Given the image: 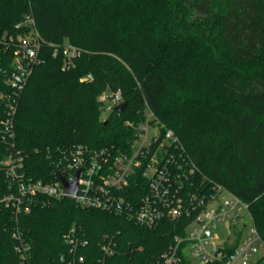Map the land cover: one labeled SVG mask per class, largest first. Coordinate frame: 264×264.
Masks as SVG:
<instances>
[{
	"label": "trees",
	"instance_id": "1",
	"mask_svg": "<svg viewBox=\"0 0 264 264\" xmlns=\"http://www.w3.org/2000/svg\"><path fill=\"white\" fill-rule=\"evenodd\" d=\"M33 30L38 61L10 113L14 42ZM1 36L14 41L0 46V133L10 119L28 177H56L55 162L76 145L120 154L134 134L126 122L152 112L178 135L177 156L196 166L187 189L237 195L264 239V0H0ZM67 42L82 53L64 68ZM107 90H120L127 106L104 119ZM7 146L0 140V161ZM45 200L28 213L0 208V264H71L65 235L74 226L90 240L85 264H100L106 234L118 245L106 264H155L182 229L139 225L71 197Z\"/></svg>",
	"mask_w": 264,
	"mask_h": 264
},
{
	"label": "built area",
	"instance_id": "2",
	"mask_svg": "<svg viewBox=\"0 0 264 264\" xmlns=\"http://www.w3.org/2000/svg\"><path fill=\"white\" fill-rule=\"evenodd\" d=\"M14 37H0V46L9 47ZM15 57L9 83L13 91L4 100L10 113L16 111L21 93L32 73L42 40L37 30L15 40ZM59 50L55 49V53ZM64 68L73 65L82 51L72 44L61 47ZM83 79H92L88 74ZM100 99L104 110L112 111L123 101L120 90L105 91ZM134 134L127 150L112 155L100 149L76 145L64 152V158L54 164L56 177L51 180L28 177L24 159L15 148V129L10 119L0 133L9 153L0 161V208L12 207L16 213H28L33 206L48 199L73 198L81 206L101 208L125 215L137 224L153 227L166 220L182 229L158 256L155 264H264V239L254 224L249 204L222 186L210 194L191 192L186 185L196 172L195 164L187 157L179 158L174 151L178 145L176 132L160 119L126 122ZM82 169L75 193H67L61 176L73 181ZM136 189L143 194L137 198ZM145 189V191H144ZM138 192V191H137ZM227 195L218 198L219 194ZM251 219V222H248ZM220 221H227L229 231L220 240L214 230ZM209 229V231H207ZM16 249L30 260L29 242L20 231L14 232ZM235 236L233 243L230 239ZM65 241L69 246L70 263L85 264L82 250L90 240L78 227L70 228ZM115 236L106 234L101 242L100 264L117 251Z\"/></svg>",
	"mask_w": 264,
	"mask_h": 264
},
{
	"label": "water",
	"instance_id": "3",
	"mask_svg": "<svg viewBox=\"0 0 264 264\" xmlns=\"http://www.w3.org/2000/svg\"><path fill=\"white\" fill-rule=\"evenodd\" d=\"M126 106H127V101L123 100L121 103L116 105L115 110L118 114H121L124 111V109L126 108ZM81 171H82V169H80L77 172L76 177L73 181H68L65 177L61 176V180L64 184L65 191L67 193H75L77 191L78 179L80 178ZM207 231H209V229Z\"/></svg>",
	"mask_w": 264,
	"mask_h": 264
},
{
	"label": "rangeland",
	"instance_id": "4",
	"mask_svg": "<svg viewBox=\"0 0 264 264\" xmlns=\"http://www.w3.org/2000/svg\"><path fill=\"white\" fill-rule=\"evenodd\" d=\"M110 114V111H107V110H104L103 113H102V117L105 119L107 118V116ZM227 193L226 192H223L221 194H219V197L218 198H222L224 196H226ZM248 222H251V219H248ZM220 236V240H223L224 239V236L225 234L227 233V231H229V226H228V223L227 221H220L218 224H217V227L214 229ZM235 240V236H233L231 239H230V243H233Z\"/></svg>",
	"mask_w": 264,
	"mask_h": 264
}]
</instances>
